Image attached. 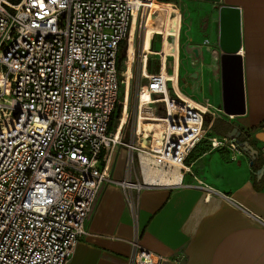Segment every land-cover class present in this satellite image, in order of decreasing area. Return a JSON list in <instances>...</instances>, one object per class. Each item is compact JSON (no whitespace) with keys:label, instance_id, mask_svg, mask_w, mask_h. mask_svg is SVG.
Masks as SVG:
<instances>
[{"label":"built area","instance_id":"obj_1","mask_svg":"<svg viewBox=\"0 0 264 264\" xmlns=\"http://www.w3.org/2000/svg\"><path fill=\"white\" fill-rule=\"evenodd\" d=\"M151 1L0 0V264H66L102 187L145 185L140 153L152 166L181 165L180 172H189L187 159L203 141L242 153L234 139L204 128L209 111L173 94L161 58L159 71L147 74L149 58L135 40ZM132 31V69L136 59L145 84L135 91L124 145L132 70L129 78L118 71V54ZM120 86L119 125L109 132ZM120 147L126 175L136 166L141 183L111 177ZM132 245L128 264H173Z\"/></svg>","mask_w":264,"mask_h":264},{"label":"crops","instance_id":"obj_2","mask_svg":"<svg viewBox=\"0 0 264 264\" xmlns=\"http://www.w3.org/2000/svg\"><path fill=\"white\" fill-rule=\"evenodd\" d=\"M176 1L190 10L189 31L192 34L186 57L188 64L195 61L202 65L201 72L204 69L208 75H216L220 86V109L218 9L227 6L240 11L239 55L245 113L230 120L218 119L221 122H217L212 131L216 115L206 122L210 135L215 137H225L232 128L247 133L250 139L245 135L243 139L264 154V142L256 138L264 135V0H220L219 4ZM212 10L215 13L209 17L207 13ZM199 17L203 25L200 28ZM175 20L180 26L179 12L172 17L171 26ZM179 34L178 29L177 40L173 37L169 40V52L175 61L176 93L187 100L192 97L176 86ZM206 101L208 103L209 99ZM196 102L209 111L206 116L211 119L212 112L208 107ZM186 164L189 172L179 173L178 184L170 180L162 184L144 182L137 191L103 186L86 219V235L66 264H128L134 242L173 264H264V188L256 190L254 187V182L258 183L264 177L262 175L259 181L255 179L256 171L264 163L252 168L244 153L210 149L208 142L203 141ZM110 174L117 181L141 183L140 179L132 180L125 170L121 173L116 165L112 166Z\"/></svg>","mask_w":264,"mask_h":264},{"label":"rangeland","instance_id":"obj_3","mask_svg":"<svg viewBox=\"0 0 264 264\" xmlns=\"http://www.w3.org/2000/svg\"><path fill=\"white\" fill-rule=\"evenodd\" d=\"M157 3H152L150 5V9L148 8V13L146 14V17L141 19L138 24L137 32H136V44L139 45L140 41H143L142 46L147 43L148 35L155 36L158 33L159 29V18L154 19V15L151 12V8ZM168 5L173 6L177 11L180 10V15L182 18V23L180 26V37H179V46H180V62H179V70H178V87L180 90L187 95L191 96L194 100L201 102L205 106L208 107V109L212 112V115L210 116L211 119H209L207 116L205 117L204 122L212 120L213 114L217 115L220 114V104H219V96H220V86L218 84V80L215 74L208 75V72H205L204 69L201 72V66L195 61H191L188 64V60L186 59L187 53H188V46L190 45L189 36L192 34V31L190 32V26H191V20L189 16V9L185 7L184 4L178 3L176 0H170ZM179 9V10H178ZM215 13L214 10L209 11L207 15L212 16ZM213 17V16H212ZM208 18V17H207ZM198 21V28L203 26L201 24V17L197 19ZM207 21V20H206ZM205 21V22H206ZM144 39V40H143ZM159 36L154 39V47L151 48L153 51H156L159 49ZM124 45H121L120 51L118 54V71L122 73L125 69V62L126 59L124 55L122 54V50L124 48ZM141 48V46H140ZM158 61V62H157ZM171 59H168L165 61V69L166 72L169 74L171 73ZM159 63L160 59L158 57H150L147 60V74L155 73L159 71ZM205 68H208L209 66L203 65ZM140 65L135 59L133 69H132V76H131V91L129 95V101H128V118L127 123L123 127L122 135H121V141L122 144L128 145V139L129 135L133 132V124L135 121V115H136V105H135V91L138 89V87L143 86L145 84L144 79L140 76ZM201 72V73H200ZM122 91V86H120L119 91V101L117 103L116 109L112 115L111 124H110V130L109 132H114L116 127L119 124V117L122 109V99L120 98ZM206 99H209V102L207 103ZM148 100V97L145 95L143 97L142 101ZM198 105V104H197ZM201 110L206 111L203 107L198 105ZM128 156H127V149L124 147H120L117 154L115 155L113 159V165H116L117 169L124 174L125 165L127 163ZM115 167V166H114ZM113 167V168H114ZM130 177L132 180L134 179H140L137 167L134 166V172L130 174Z\"/></svg>","mask_w":264,"mask_h":264},{"label":"water","instance_id":"obj_4","mask_svg":"<svg viewBox=\"0 0 264 264\" xmlns=\"http://www.w3.org/2000/svg\"><path fill=\"white\" fill-rule=\"evenodd\" d=\"M212 4H219L220 0H194ZM241 19L240 11L237 8L220 6L218 9V50L220 54V78H221V109L220 114L214 119H232L243 116L245 113L244 86L242 59L239 55L241 46L240 33ZM126 43L122 54H126ZM229 122V121H228ZM247 133H240L232 128L225 134V138L234 139L241 152L249 158V166L256 167L261 158L264 163V154L254 149L247 140L242 141ZM264 135H257L256 138L262 140ZM250 139V138H249ZM264 175V164L255 173L256 181Z\"/></svg>","mask_w":264,"mask_h":264},{"label":"bare ground","instance_id":"obj_5","mask_svg":"<svg viewBox=\"0 0 264 264\" xmlns=\"http://www.w3.org/2000/svg\"><path fill=\"white\" fill-rule=\"evenodd\" d=\"M156 0H152L148 6H147V10L145 11V15L148 13V8L150 9V5L155 2ZM151 12L154 15V19H158L159 18V29H158V33L157 36H159V49L156 51H153L149 48V40L151 38V35H148L147 38V43H145L143 46V41L141 42V51L143 52V54L145 56H147V58L150 57H158L161 58L162 64L165 65V61L168 59L172 60V65H171V73L169 72V74L166 72L165 67H163V71H162V76L163 79L166 80L169 84V88L173 89V94L175 96H177L180 100L185 101V102H190L193 101L196 105L198 104L195 100L191 99H187V100H183L181 99L178 94L176 93V89H175V77H174V73H175V61L174 58L171 56L170 52H169V37H173L174 41L177 40L176 37V33L177 30L179 29V33H180V26L178 25V21L175 20V23L172 24L171 26V21H172V17L175 16L177 14V12H179L180 14V10L177 11L176 9H174L173 7L169 6L168 4H155L152 8H151ZM146 17V16H145ZM173 30V34L170 35V30ZM134 30V27L133 29ZM180 37V34H179ZM179 37H178V42H179ZM144 40V39H143ZM133 31L131 32V35L129 37L128 40V44L126 46V53H127V61L125 62V70H126V76L127 78L130 77L131 74V70H132V53H133ZM158 62V61H157ZM140 71V70H139ZM177 79V78H176ZM167 86V85H166ZM176 86L178 87L177 83ZM178 90H180V88H177ZM181 92V91H180ZM182 93V92H181ZM147 96V94H142L141 96V101L143 100L144 96ZM185 95V94H183ZM147 101V100H146ZM197 107L199 108V106L197 105ZM199 110H201L199 108ZM202 112H207L204 110H201ZM136 112V111H135ZM119 125V124H118ZM148 128L155 130L157 132H159V124H151L148 126ZM144 146L145 142H139V145ZM139 159L141 162V177L144 180L145 183H149V184H153L155 182H158L160 184L164 183L166 180H170L172 183L174 184H178L179 183V173L181 170V165H173L170 166L168 169H164L163 167H158V166H152L151 163L146 160L144 158V156L140 153L139 154Z\"/></svg>","mask_w":264,"mask_h":264},{"label":"trees","instance_id":"obj_6","mask_svg":"<svg viewBox=\"0 0 264 264\" xmlns=\"http://www.w3.org/2000/svg\"><path fill=\"white\" fill-rule=\"evenodd\" d=\"M170 2V0H156L155 2H153V3H157V4H168ZM217 122H221L220 120H218V119H216L215 120V123L213 124V126L211 127V131L212 130H214L215 128H216V123ZM110 124H111V122H110ZM207 127V122H204V128H206ZM109 129H110V127H109ZM245 139H242V141H244ZM261 162V158H260V160L258 161V163H260ZM257 163V164H258ZM256 164V165H257ZM254 187H255V189L256 190H261L262 188H264V177H262V179L258 182V183H256V182H254Z\"/></svg>","mask_w":264,"mask_h":264}]
</instances>
